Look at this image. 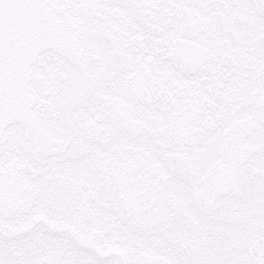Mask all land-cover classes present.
Wrapping results in <instances>:
<instances>
[{
  "label": "snow or ice",
  "instance_id": "1",
  "mask_svg": "<svg viewBox=\"0 0 264 264\" xmlns=\"http://www.w3.org/2000/svg\"><path fill=\"white\" fill-rule=\"evenodd\" d=\"M0 264H264V0H0Z\"/></svg>",
  "mask_w": 264,
  "mask_h": 264
}]
</instances>
